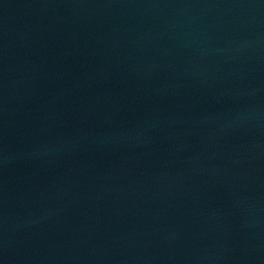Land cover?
<instances>
[{
	"label": "water",
	"instance_id": "95a60500",
	"mask_svg": "<svg viewBox=\"0 0 264 264\" xmlns=\"http://www.w3.org/2000/svg\"><path fill=\"white\" fill-rule=\"evenodd\" d=\"M0 264H264V0H0Z\"/></svg>",
	"mask_w": 264,
	"mask_h": 264
}]
</instances>
